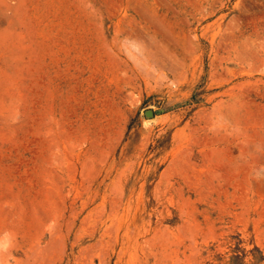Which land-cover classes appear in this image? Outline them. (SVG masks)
<instances>
[{
    "label": "rangeland",
    "instance_id": "obj_1",
    "mask_svg": "<svg viewBox=\"0 0 264 264\" xmlns=\"http://www.w3.org/2000/svg\"><path fill=\"white\" fill-rule=\"evenodd\" d=\"M0 264H264V0H0Z\"/></svg>",
    "mask_w": 264,
    "mask_h": 264
}]
</instances>
